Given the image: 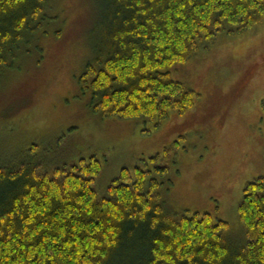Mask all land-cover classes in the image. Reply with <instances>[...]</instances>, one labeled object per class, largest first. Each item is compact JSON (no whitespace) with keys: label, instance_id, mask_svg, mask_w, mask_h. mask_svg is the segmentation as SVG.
I'll use <instances>...</instances> for the list:
<instances>
[{"label":"trees","instance_id":"16d2710c","mask_svg":"<svg viewBox=\"0 0 264 264\" xmlns=\"http://www.w3.org/2000/svg\"><path fill=\"white\" fill-rule=\"evenodd\" d=\"M56 1L0 0V79L56 19ZM101 5L94 56L78 77L81 94L101 118L156 126L197 103L200 93L173 73L204 42L264 23V0ZM176 144L148 157L151 168H122L104 189V164L94 154L0 159V264H264V177L244 188L242 230L232 238L210 213L187 215L165 204L160 190L168 189L154 174L164 179L168 167L154 162Z\"/></svg>","mask_w":264,"mask_h":264},{"label":"rangeland","instance_id":"374dc122","mask_svg":"<svg viewBox=\"0 0 264 264\" xmlns=\"http://www.w3.org/2000/svg\"><path fill=\"white\" fill-rule=\"evenodd\" d=\"M101 9V0H57L56 19L0 79V159L94 154L104 164V189L122 168H151L148 157L177 143L154 162L168 167L164 179L154 174L168 189L160 190L165 204L187 215L210 213L237 238L243 190L264 177V23L204 42L173 73L200 93L197 103L156 126L101 118L81 94L78 77L94 56Z\"/></svg>","mask_w":264,"mask_h":264}]
</instances>
